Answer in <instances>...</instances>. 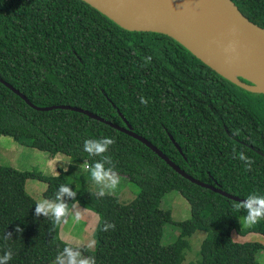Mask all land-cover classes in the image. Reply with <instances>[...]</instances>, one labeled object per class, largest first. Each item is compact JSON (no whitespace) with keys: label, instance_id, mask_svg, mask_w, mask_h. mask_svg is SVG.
Returning a JSON list of instances; mask_svg holds the SVG:
<instances>
[{"label":"trees","instance_id":"obj_1","mask_svg":"<svg viewBox=\"0 0 264 264\" xmlns=\"http://www.w3.org/2000/svg\"><path fill=\"white\" fill-rule=\"evenodd\" d=\"M231 1L264 28V0ZM0 79L36 107H78L120 127L125 120L186 174L231 196L264 195V95L227 81L170 37L126 31L81 0H0ZM0 135L69 159L55 176L0 166V256L11 250L9 264H50L66 245L60 225L35 216L36 201L25 191L29 179L46 185L47 199L68 185L77 193L64 198L69 209L78 203L98 216L93 250L82 247L96 264H182L197 231L205 237L189 264H260L264 243H238L231 233L264 236V219L240 228L245 212L234 210V201L184 179L116 129L77 112L34 110L0 83ZM103 137L115 139L106 155L119 176L139 188L127 204L87 190L90 172L81 166L99 157L82 145ZM241 151L254 161L251 171L234 156ZM171 191L189 204L188 219L174 222L160 208ZM105 221L115 229L103 231ZM166 224L178 234L162 244ZM6 232L12 239H4Z\"/></svg>","mask_w":264,"mask_h":264},{"label":"water","instance_id":"obj_2","mask_svg":"<svg viewBox=\"0 0 264 264\" xmlns=\"http://www.w3.org/2000/svg\"><path fill=\"white\" fill-rule=\"evenodd\" d=\"M120 28L170 37L219 76L237 87L264 95V28L249 21L231 0H81ZM246 82H243V81ZM0 83L34 110H67L83 114L139 141L189 182L234 202L243 199L200 182L175 165L149 141L125 127L68 105L36 107L11 85ZM179 153L180 148L169 135Z\"/></svg>","mask_w":264,"mask_h":264},{"label":"rangeland","instance_id":"obj_3","mask_svg":"<svg viewBox=\"0 0 264 264\" xmlns=\"http://www.w3.org/2000/svg\"><path fill=\"white\" fill-rule=\"evenodd\" d=\"M49 157L50 155L46 152L21 145L9 136L0 135V166L10 167L21 172L35 171L45 176H54L56 174L57 167L62 168L63 165L58 164L52 167L48 163ZM84 169L85 167L81 166V171H84ZM119 180L120 182L118 187L109 194L116 196L121 204H127L137 196L139 188L124 177L119 176ZM71 183L73 186H77L76 181H72ZM86 187L87 190L96 192L91 181L87 183ZM45 189L46 185L38 180L29 179L25 182L26 193L33 198L36 203L41 199H45L43 197ZM76 205L77 207L84 209L83 211H85L88 215L81 214L82 219L79 222H75L72 220V215H74L75 210H72L70 212L68 223L62 224L63 229L61 231V236L66 244L74 243L81 247H86L87 250H93L94 247L87 248V245L89 242L95 241L93 232L98 223V216L94 212L83 208L78 203H75V206ZM160 208L169 209L174 222L184 221L190 216L189 204L175 191H171L163 196L160 202ZM77 209L78 208H76V210ZM239 226L240 228H246L248 225H246L243 218H241L239 220ZM176 229L177 228L171 224H166L164 226L161 241L162 244H168L173 241L178 234V229ZM204 237L205 233L202 231H197L191 236L189 239L190 247L185 254L182 264H189L198 259L200 244ZM231 237L238 243H264V236L256 233H249L246 236H240L237 233L232 232ZM258 261L260 264H264V252L259 253ZM53 262L50 264H53Z\"/></svg>","mask_w":264,"mask_h":264},{"label":"clouds","instance_id":"obj_4","mask_svg":"<svg viewBox=\"0 0 264 264\" xmlns=\"http://www.w3.org/2000/svg\"><path fill=\"white\" fill-rule=\"evenodd\" d=\"M146 60L150 62L151 57H147ZM139 100L141 105L146 106L148 104V100L144 96L139 97ZM114 143V138L103 137L100 139H86L82 145L83 151L90 157H99L91 165L88 163L84 164L85 169L90 172L92 186L98 198H103L114 191L120 182L119 174L115 170V164L111 157L106 155ZM234 156L244 163L246 170H252L254 161L245 155L243 151L238 154L234 152ZM76 195V191H73L68 185L61 184L55 193L54 199H41L35 204V216L37 218L43 216L50 219L55 225H61L68 223L70 212L75 210L72 220L79 222L82 219L81 212L76 210L75 205L72 206L70 211L69 205L64 200L65 197L75 200ZM233 208L236 211L243 210L245 212L243 220L246 225H255L264 219V195L252 193L241 202H235ZM109 229L114 230L115 225L105 221L103 231H108ZM15 231L21 233L23 230L17 226ZM4 239H12V233L6 232ZM94 244L95 241L89 242L87 248L94 247ZM12 255L11 250L6 251L3 256H0V264H9ZM53 264H96V259L94 256L84 255V249L81 246L68 243L62 252L56 256Z\"/></svg>","mask_w":264,"mask_h":264},{"label":"crops","instance_id":"obj_5","mask_svg":"<svg viewBox=\"0 0 264 264\" xmlns=\"http://www.w3.org/2000/svg\"><path fill=\"white\" fill-rule=\"evenodd\" d=\"M69 160V159H68ZM67 160V157L63 156V155H55V156H50L49 157V160H48V163L53 167L54 165H58V164H61L63 165L62 168H59L57 167L56 169V174L57 175L59 173L60 170H63V171H66L68 166H69V161ZM60 169V170H59ZM54 175V176H55ZM75 205V204H73ZM76 208H78L77 210L81 212V214H84V215H88L85 211H83L84 209H81L80 207H77L76 205ZM72 210V207L70 208V211ZM63 229V226L61 224L60 228H59V237L60 239L63 241V238L61 236V231Z\"/></svg>","mask_w":264,"mask_h":264},{"label":"flooded vegetation","instance_id":"obj_6","mask_svg":"<svg viewBox=\"0 0 264 264\" xmlns=\"http://www.w3.org/2000/svg\"><path fill=\"white\" fill-rule=\"evenodd\" d=\"M252 150H254L253 148H251ZM257 154H261L258 150H254Z\"/></svg>","mask_w":264,"mask_h":264}]
</instances>
